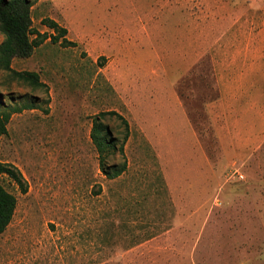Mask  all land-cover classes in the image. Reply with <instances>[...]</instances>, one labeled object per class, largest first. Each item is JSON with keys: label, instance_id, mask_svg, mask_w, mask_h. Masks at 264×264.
I'll use <instances>...</instances> for the list:
<instances>
[{"label": "rangeland", "instance_id": "rangeland-1", "mask_svg": "<svg viewBox=\"0 0 264 264\" xmlns=\"http://www.w3.org/2000/svg\"><path fill=\"white\" fill-rule=\"evenodd\" d=\"M31 3L32 27L46 39L10 66L43 85L0 69V113L15 110L0 135V162L27 183L22 192L0 176L16 199L0 264H264V0ZM44 19L66 28L65 41ZM238 20L244 47L252 35L259 52L252 122L245 113L210 115L206 103L218 97L211 59L187 66L192 56L181 55ZM151 49L162 54L151 59L160 73L142 56L133 72L108 66L115 51ZM109 110L129 124L123 141V123L102 119L123 145L128 196L113 192L90 138L93 117ZM162 118H173L171 136L156 131Z\"/></svg>", "mask_w": 264, "mask_h": 264}, {"label": "crops", "instance_id": "crops-1", "mask_svg": "<svg viewBox=\"0 0 264 264\" xmlns=\"http://www.w3.org/2000/svg\"><path fill=\"white\" fill-rule=\"evenodd\" d=\"M241 25V21L238 20L235 22V25L233 24L231 27L233 30L229 34L224 33L220 36H216L212 42H207L198 51L192 53L185 52L181 55L192 56L191 61L187 62V66H190V64L194 62L195 57H210L211 59L218 97L216 100L206 103L210 115L215 117L220 114V112L226 113L229 116L234 115V113H245L250 114L251 117L247 120L252 122V116L257 114L259 105V87L255 85V81L253 79L255 76L258 77V75H260L258 59L259 52L257 43L253 39L252 35L245 39L246 45L244 47ZM137 56L144 57V65L149 68H153L154 72L160 73L162 71V67L160 65H152V58L162 56V54H160L156 49L142 50L141 52L115 51L114 55H112V59L108 61V66L114 67L118 71L126 70L133 72L137 66H139L134 60ZM228 58L232 59L228 60ZM174 85L175 84L172 83L171 95L174 98L176 105L180 108L186 125H188L190 127V131H192L190 121L188 120L187 114L182 107L179 94ZM253 111L255 114H253ZM155 124L156 131L161 133L163 132L167 136H171V134L175 131L173 118H162L157 120ZM144 131L146 135H148L147 130L145 129ZM159 157L161 156L159 155ZM159 162L161 163V160H159ZM109 181L112 185H114L113 192L116 196H128L123 174H120L118 177L113 179H109Z\"/></svg>", "mask_w": 264, "mask_h": 264}, {"label": "trees", "instance_id": "trees-1", "mask_svg": "<svg viewBox=\"0 0 264 264\" xmlns=\"http://www.w3.org/2000/svg\"><path fill=\"white\" fill-rule=\"evenodd\" d=\"M31 0H0V32L3 40L0 43V69L10 71L16 77L28 81L30 84L43 85L38 81V75L30 71H14L10 62L14 57H28L33 48L38 46L46 37L42 33L33 29L30 17ZM43 23L54 31L58 36L65 39L66 28L61 27L56 21L44 19ZM30 35H35L30 39ZM58 36L52 34L50 40L58 41ZM65 41V40H64ZM15 112L13 109L2 110L0 113V135L7 132L6 124L10 115ZM105 116H114L124 125L126 133L123 141L127 139L129 124L127 120L115 110L99 112L93 117L90 138L98 150L99 169L102 174L113 179L122 174L126 168V158L124 156L123 145H116V139L113 137L111 130L103 124L102 119ZM118 153L120 162H109L108 157ZM8 175L21 189L26 191V180L21 171L11 163L0 162V176ZM16 205L15 196L7 191L0 182V234L10 223Z\"/></svg>", "mask_w": 264, "mask_h": 264}]
</instances>
